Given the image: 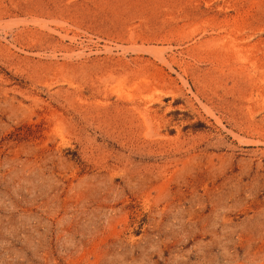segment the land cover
<instances>
[{"label": "rangeland", "instance_id": "rangeland-1", "mask_svg": "<svg viewBox=\"0 0 264 264\" xmlns=\"http://www.w3.org/2000/svg\"><path fill=\"white\" fill-rule=\"evenodd\" d=\"M0 264H264V0H0Z\"/></svg>", "mask_w": 264, "mask_h": 264}]
</instances>
